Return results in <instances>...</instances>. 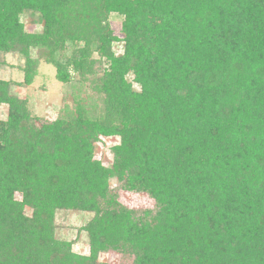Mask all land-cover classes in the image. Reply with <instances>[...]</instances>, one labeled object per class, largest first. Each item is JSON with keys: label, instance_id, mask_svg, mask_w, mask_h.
<instances>
[{"label": "trees", "instance_id": "trees-1", "mask_svg": "<svg viewBox=\"0 0 264 264\" xmlns=\"http://www.w3.org/2000/svg\"><path fill=\"white\" fill-rule=\"evenodd\" d=\"M35 50L71 106L33 117L0 80V264H264V0H0V53L23 60L24 84ZM98 136L118 138L110 166L93 159ZM66 210L92 214L89 256L57 236Z\"/></svg>", "mask_w": 264, "mask_h": 264}, {"label": "rangeland", "instance_id": "rangeland-1", "mask_svg": "<svg viewBox=\"0 0 264 264\" xmlns=\"http://www.w3.org/2000/svg\"><path fill=\"white\" fill-rule=\"evenodd\" d=\"M27 33H40L42 25L38 21V15L25 12L20 16ZM122 17L112 14L108 20V27L119 40L114 44V51L118 55L122 51L123 33L121 31ZM121 41V42H120ZM32 58L37 60L38 65L33 79L27 83H23V75L21 66L23 60L16 53H0V80L10 83V93L21 100L27 102V108L33 117L46 118L53 120L57 117L63 103L69 104L72 98L73 87L58 82L55 78L54 68L39 59L38 53L32 52ZM95 60H100L97 64L98 70L107 66L104 58L94 54ZM128 80L131 81L129 75ZM74 83V82H73ZM72 83V84H73ZM74 86V84H73ZM90 86H84L87 95L92 94ZM133 89L138 90L139 86L133 83ZM7 116V106L0 105V120H5ZM118 143L117 137L98 136L93 144V159L100 162L103 166H110L113 160L111 149ZM111 188L118 189L119 201L128 206L136 213L151 210L153 201L144 194H136L121 190L120 184L115 179L109 182ZM120 188V189H119ZM19 198V195H16ZM24 214L31 215L29 208L24 209ZM92 217L91 213L77 211H56L54 220L56 225V234L58 237L65 239L70 244L71 251L77 256H89V247L87 236L83 231L86 222ZM115 255L100 254L98 260L106 262L108 260L113 264H129L123 262Z\"/></svg>", "mask_w": 264, "mask_h": 264}]
</instances>
